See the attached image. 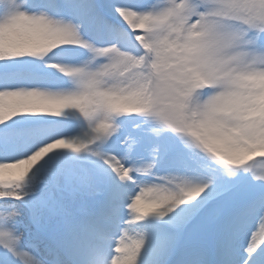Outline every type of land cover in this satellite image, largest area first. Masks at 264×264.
<instances>
[{
	"label": "snow or ice",
	"instance_id": "snow-or-ice-1",
	"mask_svg": "<svg viewBox=\"0 0 264 264\" xmlns=\"http://www.w3.org/2000/svg\"><path fill=\"white\" fill-rule=\"evenodd\" d=\"M0 264H264V0H0Z\"/></svg>",
	"mask_w": 264,
	"mask_h": 264
}]
</instances>
